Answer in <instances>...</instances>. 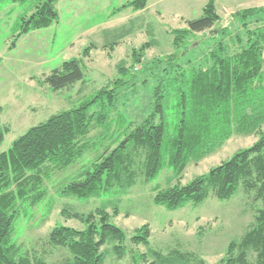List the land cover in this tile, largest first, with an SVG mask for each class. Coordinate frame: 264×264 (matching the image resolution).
Returning a JSON list of instances; mask_svg holds the SVG:
<instances>
[{
	"label": "trees",
	"instance_id": "trees-1",
	"mask_svg": "<svg viewBox=\"0 0 264 264\" xmlns=\"http://www.w3.org/2000/svg\"><path fill=\"white\" fill-rule=\"evenodd\" d=\"M58 1L37 0L32 13L22 16L17 38L57 22ZM214 2L208 0L200 17L186 20L187 28L170 32L174 52L165 57L166 64L155 78L152 110L143 118L127 121L119 114L120 126L109 133L110 112L118 97L116 89L127 83L119 77L112 88L102 87L93 99L30 127L7 151L0 153V264H104L102 247L106 244L122 256L125 234L113 222V217L119 214L114 201L89 213L70 205L62 208V217L83 225L80 229L56 225L49 233L52 244L67 248L71 256L68 260L54 263L31 260L18 255L17 247L11 243L19 217V200L28 194L26 188L35 191L30 198L32 205L40 201L42 193L36 192L41 184L40 173L49 165L66 168L76 162L88 147L83 140L99 128L102 133L98 141L104 143L109 135L114 137L87 168L60 186L62 196L89 199L115 187L126 191L138 177L145 181L155 178L165 166L167 153L179 179L190 162L213 154L234 133L256 136L251 145L238 149L206 174L196 175L186 184L178 180L166 188H155L153 201L176 210L188 203L199 205L211 195L227 200L239 188L253 193L260 202L253 221L240 239L229 243L225 256L214 264H264V5L233 13L242 26L243 36L239 33L230 43L216 42L204 64L183 60L191 47L186 44L188 37L205 30L213 32L211 29L220 21ZM147 3L148 0H131L113 13L126 8L142 10ZM145 47L150 44L142 48ZM134 54L137 55L136 51ZM82 66V58L64 61L45 76L43 83L53 91L68 88L83 80ZM125 73L126 68H122L121 74ZM94 102L102 106L91 110L90 104ZM172 113L176 119L170 130ZM7 131L8 127L0 122V144ZM11 186L17 190L14 192ZM149 236V226L144 224L135 228L131 242L148 245ZM148 255L151 258L148 264H206L195 253L177 248L166 254L148 248Z\"/></svg>",
	"mask_w": 264,
	"mask_h": 264
},
{
	"label": "rangeland",
	"instance_id": "rangeland-1",
	"mask_svg": "<svg viewBox=\"0 0 264 264\" xmlns=\"http://www.w3.org/2000/svg\"><path fill=\"white\" fill-rule=\"evenodd\" d=\"M36 1L0 0V122L8 127L0 144V153L7 151L30 127L61 110L93 99L102 87L112 88L113 81L119 77L127 83L116 89L118 97L110 112L109 133L120 126L119 114L127 121L143 118L152 110L155 78L166 64L165 57L174 52L170 32L187 28L186 20L200 17L208 2L148 0L143 10L135 12L126 8L113 13L131 0H59L56 3L57 22L17 38L22 16L32 13ZM214 1L220 21L211 30L217 35L211 37L213 32L210 30L191 34L186 41L191 47L182 56L183 60L204 64L216 42L230 43L239 33L243 36L242 26L233 13L264 4V0ZM161 28L166 30L167 36L161 33ZM218 30L221 31L218 33ZM146 44L150 47L142 48ZM74 58L83 60L82 81L58 91L43 83L53 69ZM122 68H126V75L121 74ZM100 106L95 102L90 104L91 110ZM175 119V114H170V130ZM101 133L99 128L86 136L83 141L88 147L72 165L66 168L49 165L40 173L41 184L36 192L42 193V199L36 204L30 203L34 189L26 188L28 194L19 200V217L11 238L18 255L47 263L62 262L71 257L67 248L49 241V233L56 225L83 227L78 221L61 216L62 208L67 205L83 213L108 201L117 205L119 214L113 217V222L124 230L123 253L119 257L111 245H104V264H148L151 261L148 248L163 254L177 248L195 253L206 264H214L225 256L229 243L240 239L253 221L260 202L254 199L253 193L247 194L241 188L227 200L211 195L199 205L188 203L176 210L155 204L153 190L166 188L178 180L186 184L196 175L206 174L238 149L251 145L256 136L234 133L213 154L190 162L179 179L167 153L165 166L155 178L145 181L138 177L135 185L126 191L115 187L89 199L62 196L60 186L87 168L114 137L109 135L102 143L98 141ZM10 189L17 190L15 186ZM108 211L112 213L111 208ZM144 224H148L150 230L148 245H136L131 242V237L135 228Z\"/></svg>",
	"mask_w": 264,
	"mask_h": 264
},
{
	"label": "crops",
	"instance_id": "crops-1",
	"mask_svg": "<svg viewBox=\"0 0 264 264\" xmlns=\"http://www.w3.org/2000/svg\"><path fill=\"white\" fill-rule=\"evenodd\" d=\"M262 5H264V4H261V5H257V6H262ZM146 8V7H145ZM143 10V9H142ZM134 11V10H133ZM121 12V11H120ZM135 12H137V11H135ZM119 20H121V19H119ZM185 21V20H184ZM161 30H162V34H164L165 36H167V33L165 32L166 30L165 29H163V28H161ZM132 34V33H131Z\"/></svg>",
	"mask_w": 264,
	"mask_h": 264
}]
</instances>
